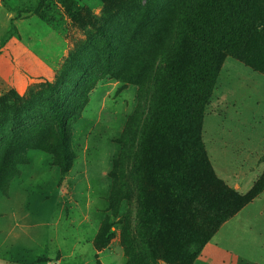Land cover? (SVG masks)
Instances as JSON below:
<instances>
[{"label": "rangeland", "instance_id": "1", "mask_svg": "<svg viewBox=\"0 0 264 264\" xmlns=\"http://www.w3.org/2000/svg\"><path fill=\"white\" fill-rule=\"evenodd\" d=\"M17 6L39 10L15 22L17 34L0 51V181L13 182L7 196L12 192L19 221L31 228H14L4 217L5 229L14 230L0 233V253L6 257L12 249L15 258L31 261L52 257L58 248L63 264H209L202 251L192 258L184 250L191 195L202 190L214 206L223 199L217 185L237 192L216 174V160L232 171L244 160L246 177L258 175L253 187L262 177L264 182V75L226 57L202 119L188 133L198 146L191 147L192 162L182 171L193 180L153 183L147 171L135 170L139 144L146 140L141 132L148 129L154 105L149 95L130 147L126 144L128 160L117 162L122 142L130 141L124 135L127 123L141 107V75L133 76L141 74V51L148 52L156 37L151 28L162 21L160 13L147 16L143 8L166 7L176 25L186 3L0 0V45L14 16L9 10ZM54 110L66 119L64 144ZM25 204L28 210L20 209ZM217 208L213 216L199 213L203 238H213L222 217H233L234 204ZM239 221L215 236L231 253H244ZM257 252L246 251L253 258L260 257Z\"/></svg>", "mask_w": 264, "mask_h": 264}, {"label": "trees", "instance_id": "2", "mask_svg": "<svg viewBox=\"0 0 264 264\" xmlns=\"http://www.w3.org/2000/svg\"><path fill=\"white\" fill-rule=\"evenodd\" d=\"M179 1L180 5L186 3V6L180 8L176 25L171 24L173 12L166 7L143 8V14L147 16L149 13H160L162 21L157 24L159 26L154 24L156 27L151 28L156 37L151 42L150 50L141 51V74L133 76L138 78L141 75V107L136 109L125 129L124 135L130 141L122 142L123 149L126 144L130 147L131 136L137 131L134 125L140 121L142 103H145L149 95L154 105L149 110L148 129L141 132L146 140L139 144L140 157L136 160L135 170L147 171L153 183L162 180L165 184H174L178 179L193 180V177L182 171V167L192 162L191 147L198 146L193 134L188 133L194 132L202 119L215 87L219 68L226 57L236 58L264 75V0ZM38 10V7L26 9L21 6L9 10L14 13V17L11 19L10 29L1 39L0 51L17 34L15 22L25 15L37 13ZM156 53L160 55L159 59L155 58ZM135 58H131L129 62H134ZM158 65L160 68L156 69ZM54 111L59 140L64 144L67 136L66 119L59 110ZM128 155L125 149L117 160L118 164L126 162ZM18 175L17 171L14 176ZM262 178L258 185L244 195L217 185L219 191L216 195L223 199L218 197L214 206L202 190H197L196 195L193 192L191 198L194 199V207L189 217L190 241L184 247L185 252L196 258L212 238L202 237L200 226L197 225L200 211L213 216L217 206L229 203L235 205L231 213L236 214L264 190ZM205 179L202 181L206 182ZM10 182L12 181H0V189L5 195L8 194ZM180 188L184 190L185 186L181 185ZM229 217L231 216L222 217V223Z\"/></svg>", "mask_w": 264, "mask_h": 264}, {"label": "crops", "instance_id": "3", "mask_svg": "<svg viewBox=\"0 0 264 264\" xmlns=\"http://www.w3.org/2000/svg\"><path fill=\"white\" fill-rule=\"evenodd\" d=\"M13 17L14 16H12V18ZM214 148L216 149V146H214ZM223 149L226 150V147H224ZM211 150L214 154L213 148H211ZM213 164L216 174L223 181H225V183L234 188L238 193L244 195L253 188V180H255L258 175L256 174L255 176L246 177V172L250 170L248 168L245 169L244 164L246 163H244V160L239 164L238 168L236 167L233 171L228 169V166H226L225 168L219 166L217 160L216 163H214L213 161ZM243 171H245V175H243ZM237 172L239 173L238 175H236ZM247 179H249V181ZM12 185L13 182L11 183V187ZM15 199L16 198L14 197L12 192H10L9 196H7L0 189V233H4L7 230V234L9 235L14 230L5 229L4 225L1 222L4 217L10 218L14 222V228H20L23 231L31 228L30 225H24L21 221H19L18 210L13 205ZM47 199V197L41 198L40 201L37 202V206H42L45 201H47ZM27 204H25L26 206H23L20 209L28 210ZM242 217L245 218V220L239 221ZM238 221L240 223V228L237 229V232L240 233L243 237L240 244L244 250V253H231L226 247H223L219 243V241L217 242L215 236L219 234V231L223 227H227L231 223L238 224ZM1 248L2 243H0V252ZM249 250L258 251L260 257L253 258L251 253H246V251ZM258 252L256 254L257 256ZM6 254L7 256L4 257L5 255H2V253H0V264H63L64 261L63 256L60 254V250L58 248L53 249L52 257L40 255L31 261L22 258L19 254H17V257L15 258L13 256L12 249L7 250ZM201 257L209 264H239V262L243 261L253 264H264L263 262H261L264 260V190L259 193L250 203H248L240 211L234 214L233 217L223 223L221 228L203 248Z\"/></svg>", "mask_w": 264, "mask_h": 264}]
</instances>
